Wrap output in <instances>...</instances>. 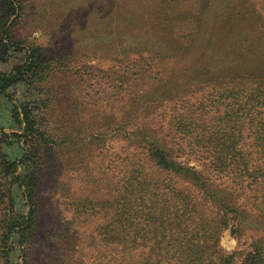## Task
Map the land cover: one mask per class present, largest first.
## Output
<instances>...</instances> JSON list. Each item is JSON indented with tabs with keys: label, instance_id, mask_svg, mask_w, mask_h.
Returning a JSON list of instances; mask_svg holds the SVG:
<instances>
[{
	"label": "trees",
	"instance_id": "obj_1",
	"mask_svg": "<svg viewBox=\"0 0 264 264\" xmlns=\"http://www.w3.org/2000/svg\"><path fill=\"white\" fill-rule=\"evenodd\" d=\"M101 3L56 27L72 45L54 58L18 35L28 0H0V120L13 126L0 127V264H48L50 185L71 207L56 263L264 264V236L220 247L225 230L264 232V0ZM98 19L103 32L92 31ZM134 31L143 38L131 48ZM93 54L116 59L128 118L105 114L110 98H83L75 74ZM116 131L130 140L117 163L95 161Z\"/></svg>",
	"mask_w": 264,
	"mask_h": 264
},
{
	"label": "rangeland",
	"instance_id": "obj_2",
	"mask_svg": "<svg viewBox=\"0 0 264 264\" xmlns=\"http://www.w3.org/2000/svg\"><path fill=\"white\" fill-rule=\"evenodd\" d=\"M93 1V2H92ZM28 0V8L26 9L25 15L21 21L18 35L22 39L28 40V42H33L37 40L42 42L49 50L50 55L56 58L59 54L64 53L63 50L69 49L71 44L70 40L61 42L54 36V31L56 27L65 20L68 22L74 19V16H81L82 12L88 8L91 10H99L101 7V0ZM224 6L218 5L215 13L210 17V21L207 24L206 30H211V28L216 25L221 15L224 13ZM76 18V17H75ZM118 17L112 15L110 17V22L112 25L115 24ZM105 20H96L92 27V31L103 32L102 25L105 24ZM70 23V22H69ZM143 38L142 32H133L132 36L126 39V45L129 44L131 48H136L139 46V42ZM36 41V42H37ZM91 42V40L86 41ZM84 60L83 65L80 67V73L75 74V82L84 84L85 93L83 98L87 96H95L97 99L104 98L103 102H106L107 98L111 100L110 108L105 109V114L120 115L125 112V117L128 118V107L124 102H118L114 95L115 88L117 87V61L116 59L104 60L97 57L96 55H89ZM5 69V68H3ZM7 69V68H6ZM127 94V93H126ZM114 97V98H113ZM101 98V99H102ZM84 100V99H83ZM86 104V103H85ZM103 105V103H102ZM84 107V106H83ZM86 108V107H85ZM90 108V107H87ZM162 108V107H161ZM163 109L169 110V108L164 107ZM102 108L100 109V111ZM83 113L82 116L91 118L93 117L94 110ZM164 111V110H163ZM160 111L159 113H168ZM136 114H141L138 112ZM138 116V115H137ZM148 118V117H146ZM143 119V121L146 120ZM148 120V119H147ZM151 117V121H152ZM148 122V121H147ZM153 123V122H152ZM0 127H5L7 130L12 128V124L7 125L5 117L2 116L0 120ZM154 130V129H153ZM108 150L110 154L108 156L99 155L95 158V161L106 160L104 165H109L111 162L117 163V150L126 147L130 144V140L127 138L119 137L117 138V131L109 136ZM99 152V151H98ZM194 165V163H192ZM113 166V165H112ZM115 166V165H114ZM114 171L115 176H117V169L111 167ZM74 187L76 182H73ZM54 186L46 188L42 192L43 202L45 205V210L41 216V235L39 245L42 246L40 250V257L44 262L48 264H62V262H57L53 258L54 256L63 257L62 244L66 245L65 241L62 242L57 237H55L56 232H62L63 237H65L70 232V220H71V207L69 201L63 196V187L60 189H55ZM264 236V232L258 231L257 229L249 230L245 233L242 239H237L232 235L231 230H225L222 233L220 240V247L227 253H233L236 251L246 250L251 242L258 237ZM73 259V257H72ZM64 261H68L67 259Z\"/></svg>",
	"mask_w": 264,
	"mask_h": 264
}]
</instances>
